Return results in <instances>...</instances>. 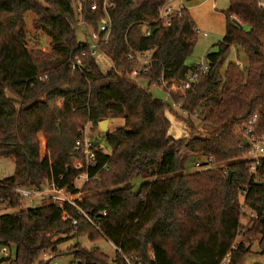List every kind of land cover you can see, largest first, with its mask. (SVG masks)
Here are the masks:
<instances>
[{
  "label": "trees",
  "instance_id": "trees-1",
  "mask_svg": "<svg viewBox=\"0 0 264 264\" xmlns=\"http://www.w3.org/2000/svg\"><path fill=\"white\" fill-rule=\"evenodd\" d=\"M167 2L114 0L110 36L99 49L112 64L104 72L88 48L82 70L68 65L72 51L82 50L77 29L98 30L102 0H0V158L14 161L13 175L0 179V204L17 209L0 214V247L10 252L1 263L46 264L43 254L56 258L60 244L82 236L91 243L110 241L117 250L114 264H223L227 257L226 264H246L250 251L239 236L259 237L264 255V159L262 178L254 181L248 148H240L250 118L257 116V129L264 131V5L230 0L218 50L205 55L208 71L193 90H171L170 104L149 88L163 77L171 89L186 77L198 31L187 8L165 26L160 11ZM28 13L34 30L51 39L50 50L28 47ZM145 25L151 29L146 37ZM234 46L246 63L225 64ZM130 49L152 51L146 74L133 75ZM176 104L190 129L179 139L169 135L168 112ZM117 118L122 126L93 137L110 153L97 155L82 189L88 195L77 200L93 223L75 207L62 209L48 199L20 208L17 186L78 193L72 158L79 155L74 146L81 129ZM202 123L216 129L201 131ZM211 156L221 166H208ZM195 157L204 163L192 171ZM65 212L78 225L64 220ZM244 216H251L248 228ZM67 252L74 264H110L97 247L76 244Z\"/></svg>",
  "mask_w": 264,
  "mask_h": 264
},
{
  "label": "built area",
  "instance_id": "built-area-1",
  "mask_svg": "<svg viewBox=\"0 0 264 264\" xmlns=\"http://www.w3.org/2000/svg\"><path fill=\"white\" fill-rule=\"evenodd\" d=\"M114 5V0H102V11L104 13L103 17L99 21V28L97 31H88L84 27V33L86 39L81 41L78 45L82 50L80 53L72 51L70 57L68 58V65L72 71L82 70L85 66L83 62V57L87 55L86 48L91 50V54L96 56L100 51V47L103 44H107L108 38L110 36L111 30V19L108 13L110 7ZM91 10L96 11L99 8L97 2H93L90 5ZM186 9V1L184 0H168V2L163 6L160 11V19L165 26L172 24L175 17L179 18L182 15V11ZM82 25V20L79 22ZM199 32L198 28H195ZM151 34V29L149 26L145 25L142 31V36L146 37ZM203 36H207L204 33ZM152 51L151 50H135L130 49L127 58L133 60L136 64V68L133 71V75L138 76L146 74L149 71L150 65L152 63ZM209 63L206 57L201 59L199 62L194 64V67L188 72L184 79L176 81L172 88L167 85L163 77L154 81L152 85H162L167 93L168 98L171 90H175L179 93L185 94L190 90H193L200 82L203 74L208 71ZM175 108L180 111V114L185 116L186 112L181 110V105L176 104ZM258 117L253 116L245 124L243 128L244 142L240 143V148H248L247 167L249 169L250 175L254 181L260 180L262 177L258 174V168L261 166L262 160L264 159V131L259 132L257 129ZM86 125L81 129V136L76 141L74 150L79 153L78 156L72 158V166L75 170L79 171V174L75 178L74 185L77 188L76 181L87 182L90 179L89 171L94 168L96 163L97 155L100 153H110L109 147L103 141H96L93 137L89 136L86 132ZM195 168H200L204 161L199 157L194 159ZM1 163V159H0ZM207 165L212 166L214 163V157H209L207 160ZM105 168V166L103 167ZM108 169V168H107ZM13 190L19 194L23 199L33 200L35 198L48 199L53 202L58 207L64 209L66 205L73 206L77 209L79 214L86 217L87 221L93 223L89 215L80 207L77 203L79 198H76L77 193H72L66 187L57 186H45L41 188L37 187H24L17 186ZM103 214H105L103 212ZM64 220H70L73 225H78V218L72 217L69 213L65 212L63 216ZM5 257L10 256V252L6 248H2L0 251ZM47 257V254H43V258ZM128 261V260H127ZM228 257L225 258L224 263L226 264ZM129 263V261H128Z\"/></svg>",
  "mask_w": 264,
  "mask_h": 264
},
{
  "label": "rangeland",
  "instance_id": "rangeland-1",
  "mask_svg": "<svg viewBox=\"0 0 264 264\" xmlns=\"http://www.w3.org/2000/svg\"><path fill=\"white\" fill-rule=\"evenodd\" d=\"M264 5V0H258ZM215 4L213 7L212 4ZM230 0H194L190 2L189 9L191 10V14L193 16V20L196 22L197 28L199 29V32L197 33V40L196 44L194 46L192 54L188 57L187 63L189 65L196 64L201 59H203L207 52L217 51L218 46L217 43L221 41L225 34V17L224 12L229 8ZM32 13H28L26 15V22H27V45L29 48H40L43 51L44 50H50L51 47L49 46L50 38L45 35L42 31H36L34 30L32 26ZM245 28V26H243ZM204 33H207V36H203ZM77 37L81 41L85 40V33L84 28L81 26L77 29ZM264 41V40H263ZM96 60L102 70L105 72L110 69L112 66L110 59L103 54L102 52H99L96 55ZM228 61H239L242 63L247 62V58L244 55L243 51L239 47H233L230 50V53L226 59L225 64ZM224 64V66H225ZM223 66V67H224ZM140 85L143 87H147L146 82H140ZM150 93L157 99L162 100L163 102H168L172 104L170 98H168V93L166 89L162 85H151ZM175 109V106L172 105ZM178 109H175L174 111L168 112V118L170 120V129H169V135L173 138L179 139L184 138L190 135V129L188 125L180 118V116L177 115ZM123 125V119L117 118L109 120L108 124V131L114 130L120 126ZM86 132L91 137H102L104 134L103 131H101L99 125L97 127H93L90 123L86 124ZM216 127L202 123L200 126V130L204 132H211ZM102 139V138H101ZM0 179L10 177L14 173V161L13 159H4L0 158ZM213 166H221L218 163H216V160L214 159ZM196 170L195 167L192 168V171ZM141 183V180H137L133 183V190L137 191L139 188V185ZM77 188L80 190L76 194V198L79 200L83 199L88 195L87 192L83 191L84 183L82 181H76ZM43 202L40 198H35L33 200L29 199H23L21 200V206L20 208H32L41 205ZM17 209L7 207V204H0V214H6V213H12L15 212ZM251 216H244L242 218V223L245 228H248L249 219ZM259 237L256 239L249 240L246 237L239 236L237 240H242L245 243V246L249 248V256L248 260L246 261V264H264V255L259 254V243H258ZM79 244L81 247H86L88 249L93 248H99L103 253H105L109 259L110 264H114L115 258H116V247L108 240L102 238L96 243H91L86 236H82L79 238L70 239L62 244H60L59 248L62 251V254L54 258L51 262V264H74L75 259L70 254H65L64 252H67V250L74 245ZM0 247V251H1ZM5 257L0 252V260ZM229 261V260H228ZM227 261V262H228ZM0 264H5L1 263Z\"/></svg>",
  "mask_w": 264,
  "mask_h": 264
},
{
  "label": "water",
  "instance_id": "water-1",
  "mask_svg": "<svg viewBox=\"0 0 264 264\" xmlns=\"http://www.w3.org/2000/svg\"><path fill=\"white\" fill-rule=\"evenodd\" d=\"M108 124H109V120H102V121H100L99 122V127H100L101 131H103L104 133H106L108 131V129H109ZM57 126L59 127L60 125L58 124ZM229 176H231V172H229ZM64 253L65 254L66 253L68 254V252H64ZM54 258H55L54 255H49V256H47V257L44 258V262L46 264H49Z\"/></svg>",
  "mask_w": 264,
  "mask_h": 264
},
{
  "label": "crops",
  "instance_id": "crops-1",
  "mask_svg": "<svg viewBox=\"0 0 264 264\" xmlns=\"http://www.w3.org/2000/svg\"><path fill=\"white\" fill-rule=\"evenodd\" d=\"M194 1V0H193ZM190 2H192V1H190ZM190 2H186V8H187V10L190 12V14H191V10L189 9V4H190ZM260 2V1H259ZM261 3V2H260ZM262 4V3H261ZM212 6L214 7L215 6V4L213 3L212 4ZM191 16H192V14H191ZM192 18H193V16H192ZM194 23H195V26L197 27V25H196V22L194 21ZM199 30V29H198ZM222 40V39H221Z\"/></svg>",
  "mask_w": 264,
  "mask_h": 264
}]
</instances>
